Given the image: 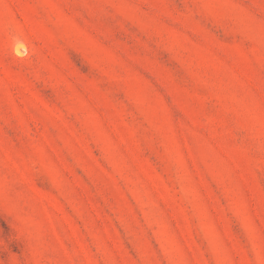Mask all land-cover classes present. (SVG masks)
Here are the masks:
<instances>
[{
    "label": "rangeland",
    "instance_id": "1",
    "mask_svg": "<svg viewBox=\"0 0 264 264\" xmlns=\"http://www.w3.org/2000/svg\"><path fill=\"white\" fill-rule=\"evenodd\" d=\"M0 264H264V0H0Z\"/></svg>",
    "mask_w": 264,
    "mask_h": 264
},
{
    "label": "bare ground",
    "instance_id": "2",
    "mask_svg": "<svg viewBox=\"0 0 264 264\" xmlns=\"http://www.w3.org/2000/svg\"><path fill=\"white\" fill-rule=\"evenodd\" d=\"M19 46V45H18ZM21 48L17 47V50L20 51Z\"/></svg>",
    "mask_w": 264,
    "mask_h": 264
}]
</instances>
